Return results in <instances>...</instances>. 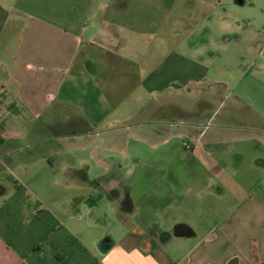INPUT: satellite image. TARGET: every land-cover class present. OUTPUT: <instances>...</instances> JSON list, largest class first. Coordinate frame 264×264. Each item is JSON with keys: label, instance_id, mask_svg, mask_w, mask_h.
Segmentation results:
<instances>
[{"label": "crops", "instance_id": "obj_1", "mask_svg": "<svg viewBox=\"0 0 264 264\" xmlns=\"http://www.w3.org/2000/svg\"><path fill=\"white\" fill-rule=\"evenodd\" d=\"M130 1L0 0V264H264V156L252 159L250 172L261 177L241 186L243 194L232 195L223 212L229 191L221 153L230 139L188 130L195 144L181 142L183 163L170 167L165 194L140 205L121 163L92 146L94 135L44 136L62 122L92 121V128L95 113L120 109L122 89L140 71L141 32L116 20ZM215 2L217 9L242 5L264 16V0ZM259 22L230 31L246 43L250 63L260 58L264 65ZM172 56H161L159 65ZM78 146L91 148L112 179H94L87 158L75 165L61 157ZM182 171L195 181L183 182ZM188 192L211 197L208 227L186 213L172 217Z\"/></svg>", "mask_w": 264, "mask_h": 264}, {"label": "rangeland", "instance_id": "obj_2", "mask_svg": "<svg viewBox=\"0 0 264 264\" xmlns=\"http://www.w3.org/2000/svg\"><path fill=\"white\" fill-rule=\"evenodd\" d=\"M130 2L124 5V15L116 20L125 29L141 32L140 64L137 65L140 75L136 74V80L129 81L130 85L122 89L120 109L95 113L98 123H93V129L92 121L90 124L62 122L54 130L47 129L44 136H54L53 131H57L63 136L71 134L75 140L85 135L93 140L94 135L92 146L105 156L110 155V161L121 163L125 180L134 186V196L142 205L149 202L154 193L165 194L171 180L170 167L179 168L183 163L181 142L190 140L195 144L193 139L197 135L188 130L198 132L202 128L204 133L200 137L206 139L218 133L219 137L230 139L229 150L221 153L227 164L224 177L229 191L228 202L223 201L221 206L224 212L231 206L232 195L243 194L241 186L261 177L250 172L254 170L252 159L256 155L264 156V65L260 58L255 64L250 63L253 59L244 53L246 43L236 41V33L230 29H238L246 20L264 22V16L255 15L259 12L257 9L249 10L242 5L241 10L230 6L217 9L215 0ZM234 10L238 15H234L237 14ZM219 11L226 15L221 16L220 21ZM156 33L159 38L151 42L149 35ZM129 49L128 46L124 49L126 54ZM166 54L173 55L169 57L170 63L159 65L161 56ZM156 67L158 73L150 78V72ZM186 83L198 84L200 89L189 90ZM120 116L124 120L115 125L114 120L121 119ZM91 130L93 134L86 133ZM97 130H100L99 135L94 132ZM61 154L75 165L80 158H87L94 179L107 182L113 177L98 166L91 148L78 146ZM182 173L183 182L195 181L189 174ZM177 184H181L180 181ZM185 199L187 202L181 204L180 209H171L172 217L186 213L193 220L205 219L195 224L208 227L210 212L214 210L208 193L199 197L197 192L194 195L188 192Z\"/></svg>", "mask_w": 264, "mask_h": 264}, {"label": "water", "instance_id": "obj_3", "mask_svg": "<svg viewBox=\"0 0 264 264\" xmlns=\"http://www.w3.org/2000/svg\"><path fill=\"white\" fill-rule=\"evenodd\" d=\"M176 230H177V228H176ZM177 232H179V231L177 230ZM177 232H176V233H177ZM178 234H179V233H178Z\"/></svg>", "mask_w": 264, "mask_h": 264}, {"label": "bare ground", "instance_id": "obj_4", "mask_svg": "<svg viewBox=\"0 0 264 264\" xmlns=\"http://www.w3.org/2000/svg\"><path fill=\"white\" fill-rule=\"evenodd\" d=\"M214 115V114H213ZM262 120V119H261ZM255 122V121H254ZM261 126V125H260ZM212 130V129H211ZM236 131V130H235Z\"/></svg>", "mask_w": 264, "mask_h": 264}]
</instances>
